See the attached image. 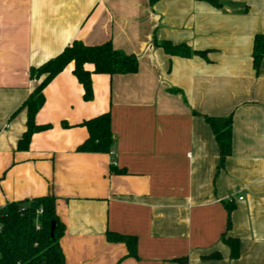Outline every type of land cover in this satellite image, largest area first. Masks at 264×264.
Segmentation results:
<instances>
[{"label": "crops", "instance_id": "1", "mask_svg": "<svg viewBox=\"0 0 264 264\" xmlns=\"http://www.w3.org/2000/svg\"><path fill=\"white\" fill-rule=\"evenodd\" d=\"M220 3L0 0V208L54 197L65 264H264V59L253 64L264 0ZM74 41L111 42L139 69L93 75L85 101L70 64L35 119L51 128L19 150L31 69ZM164 42L194 54L170 56ZM105 113L112 152H78L81 124ZM229 116L232 150L219 168L205 117ZM108 233L135 237L136 256Z\"/></svg>", "mask_w": 264, "mask_h": 264}, {"label": "trees", "instance_id": "2", "mask_svg": "<svg viewBox=\"0 0 264 264\" xmlns=\"http://www.w3.org/2000/svg\"><path fill=\"white\" fill-rule=\"evenodd\" d=\"M160 0H150L152 4ZM207 2L217 9L222 7L220 0H199ZM170 56L189 58L194 52L186 45L174 46L162 43ZM264 59V35H257L253 47L254 69L259 71ZM70 64L74 65L73 75L84 89V100L93 99L92 77L98 75H128L139 69L135 55H128L114 48L111 42L88 46L74 41L58 56L48 60L38 68L31 69V79L35 87L23 108L27 111L26 131L18 143L19 150H27L34 134L49 130V125H37L36 116L45 104L44 90L47 85ZM87 66H92L89 70ZM211 127L219 148V168L232 150V116L226 118L205 117ZM88 132L86 141L77 148L81 153L110 154L114 145L112 120L105 113L81 124ZM39 211H41L39 213ZM230 214V210H229ZM55 222L54 237H51V225ZM65 234V225L56 211V199L45 196L23 202L8 203L0 208V264H65V255L60 240ZM110 242L125 243L129 256H136V238L108 233ZM236 242L226 240L236 255Z\"/></svg>", "mask_w": 264, "mask_h": 264}, {"label": "water", "instance_id": "3", "mask_svg": "<svg viewBox=\"0 0 264 264\" xmlns=\"http://www.w3.org/2000/svg\"><path fill=\"white\" fill-rule=\"evenodd\" d=\"M55 222H52V225H51V237H54V233H55Z\"/></svg>", "mask_w": 264, "mask_h": 264}, {"label": "built area", "instance_id": "4", "mask_svg": "<svg viewBox=\"0 0 264 264\" xmlns=\"http://www.w3.org/2000/svg\"><path fill=\"white\" fill-rule=\"evenodd\" d=\"M41 211H39V213H40Z\"/></svg>", "mask_w": 264, "mask_h": 264}]
</instances>
